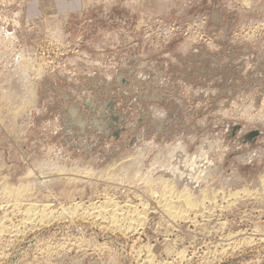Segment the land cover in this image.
I'll return each instance as SVG.
<instances>
[{
  "label": "rangeland",
  "instance_id": "obj_1",
  "mask_svg": "<svg viewBox=\"0 0 264 264\" xmlns=\"http://www.w3.org/2000/svg\"><path fill=\"white\" fill-rule=\"evenodd\" d=\"M82 1L0 0V264H264V0Z\"/></svg>",
  "mask_w": 264,
  "mask_h": 264
},
{
  "label": "bare ground",
  "instance_id": "obj_2",
  "mask_svg": "<svg viewBox=\"0 0 264 264\" xmlns=\"http://www.w3.org/2000/svg\"><path fill=\"white\" fill-rule=\"evenodd\" d=\"M119 164V163H118ZM173 171V170H172ZM263 178V177H262ZM260 179V181H261V185H262V190L264 189V178L263 179ZM116 179V178H115ZM189 180V179H188ZM0 181H2V180H0ZM9 181V180H8ZM155 181V180H154ZM190 181V180H189ZM164 182V181H163ZM50 183V182H49ZM110 183V182H109ZM115 183V182H114ZM172 183V182H171ZM161 184V183H160ZM154 185V184H153ZM260 185V186H261ZM3 186V185H2ZM2 186H1V189H2ZM24 186V185H23ZM23 186L22 187H20V188H23ZM28 186V185H27ZM198 186V185H197ZM157 187V186H156ZM174 187V186H173ZM25 188V187H24ZM31 188V187H30ZM162 190H163V193L165 194H168V195H166L164 198H163V200H162V202H160L159 204H161V205H159V207L161 208V210H162V213H163V218H164V222L165 221H167L166 223L167 224H172V225H176L175 224V221H176V219H178V218H182V219H189L190 221H192V222H196L197 221V218L198 217H200V218H204V217H207V216H209L210 214H211V212L212 211H214L215 209H217V208H219L220 206L218 205V204H216V200L215 199H217L216 198V196L215 195H210V196H208V195H206V194H201V195H199V196H193V194H191L190 193V191H189V189L188 188H186L185 186L184 187H182L181 188V190H180V192L178 193V192H174V191H172L173 189H172V186L170 185V183H167V181H166V183L164 182V185H162ZM149 189V188H148ZM154 189V188H153ZM175 189V188H174ZM17 190V189H16ZM16 190H14V189H12V188H10V191L8 190V188H6V187H4V193H7V194H10V195H12V196H10V200L11 201H13L14 202V205H18V204H16L18 201H19V197L18 196H16V194H21L20 193V191H22V190H25V189H18V191H16ZM20 190V191H19ZM155 190V189H154ZM187 190V191H186ZM189 191V192H188ZM217 191V190H216ZM264 191V190H263ZM1 192H2V190H1ZM23 192V191H22ZM29 192V191H28ZM213 192V191H212ZM242 192V191H241ZM244 192V191H243ZM14 193H16V194H14ZM202 193V192H201ZM239 193H240V190L239 189H224V190H219L218 191V193L217 194H219V196H220V199H221V202L222 201H229L230 200V198L231 199H233V197H236L237 195H239ZM23 194V193H22ZM155 194V193H154ZM157 194V193H156ZM216 194V193H215ZM241 194V193H240ZM5 195V194H4ZM153 195V194H152ZM20 196V195H19ZM109 196V195H108ZM143 196V195H142ZM153 196H155V195H153ZM164 196V195H163ZM6 197V196H5ZM217 197H218V195H217ZM263 197H264V195H263ZM136 198V197H135ZM142 199V198H141ZM243 199V198H242ZM6 200V199H5ZM109 200V199H108ZM107 200V201H108ZM159 201V200H158ZM112 202V201H111ZM147 202V201H146ZM19 203V202H18ZM103 203V202H102ZM163 203V204H162ZM11 204V203H10ZM36 204V203H35ZM107 204H109L108 206L110 207V209H108V211L110 210V213H114V214H116V216H115V218L117 217V215H118V217L120 216L122 219H123V221H125V226L123 227V230H125L124 231V233L126 232L127 233V231L129 232V233H132V232H137L138 230H139V225H141V224H143V223H145V221H147L148 220V215H147V212L145 211L146 209H145V207H146V205L145 206H143V208L142 209H140V210H138L137 209V207L135 206V205H132V204H124V205H122V206H120L119 204V206L118 205H116L115 203H111L110 204V202L109 203H107ZM148 204V203H147ZM45 205V204H44ZM111 205V206H110ZM140 205V204H139ZM138 205V206H139ZM141 205H143V204H141ZM19 206V205H18ZM37 206V205H36ZM90 206V205H89ZM102 206H104V205H102ZM106 206V205H105ZM158 206V205H157ZM43 207V206H42ZM46 207V206H45ZM44 207V208H45ZM96 207V206H95ZM98 207V206H97ZM96 207V208H97ZM99 207H101V206H99ZM223 207V206H222ZM46 208H48V207H46ZM84 208V207H83ZM105 208V207H104ZM139 208V207H138ZM159 208V209H160ZM1 209V208H0ZM26 209V216L28 217V218H26V219H29L30 220V217H34V215H36V214H34L33 213V211H36V208L35 207H33V205H29L28 207H26L25 208ZM80 209H81V207H80ZM99 209V208H98ZM97 209V210H98ZM11 210V209H10ZM20 210V209H19ZM94 209L92 208L91 209V212L93 211ZM118 210V212H116ZM12 211V210H11ZM31 211V212H30ZM46 210L44 209V210H42V212H44L45 214H47L48 215V213H52V211L50 210V211H48V213L47 212H45ZM54 211V210H53ZM81 211V210H80ZM83 211H84V209H83ZM98 211H100L99 213L101 214L102 212L103 213H106V211H107V208L106 209H103V207L102 208H100ZM216 211V210H215ZM18 212V211H17ZM30 212V213H29ZM62 212V211H61ZM96 211H94V212H92V214L93 213H95ZM8 213V212H7ZM59 213H60V211H59ZM66 213V212H65ZM34 214V215H33ZM40 214V213H39ZM38 214V215H39ZM42 214V213H41ZM53 214V213H52ZM55 214H56V212H55ZM67 214V213H66ZM65 214V215H66ZM70 214V213H69ZM73 214V213H72ZM71 214V215H72ZM87 214V213H86ZM33 215V216H32ZM37 215V216H38ZM58 215V214H57ZM84 215V214H83ZM96 215H97V212H96ZM103 216H107V215H104V214H102ZM102 215H100L101 217H102ZM108 215H109V213H108ZM113 215V214H112ZM111 215V216H112ZM190 215H193L192 217L190 216ZM5 216V215H4ZM2 217V220H3V218H5V217ZM44 216V215H43ZM51 216V215H50ZM73 216V215H72ZM215 216V215H214ZM49 217V216H48ZM69 217V216H68ZM78 217V216H77ZM95 217V216H94ZM100 217V218H101ZM109 217V216H108ZM159 217V216H158ZM39 218V217H38ZM42 218V215H41V217L39 218L40 220H42L41 219ZM50 218V217H49ZM73 218V217H72ZM98 218V217H97ZM107 218V217H106ZM112 218H114L113 216H112ZM8 219V218H7ZM23 219V218H22ZM33 220H34V218H32ZM36 219V218H35ZM38 219V220H39ZM45 219H47V218H45ZM54 219H56V218H54ZM96 219V218H95ZM107 219H109V218H107ZM166 219V220H165ZM37 220V221H38ZM114 220V223H115V219H113ZM8 221V220H7ZM43 221V220H42ZM42 221H40V222H42ZM45 221V220H44ZM105 221V220H104ZM110 221H112L111 219H110ZM118 221V220H117ZM120 221H122V220H120ZM181 221V220H180ZM185 221V220H184ZM23 222V221H22ZM99 222V221H98ZM198 222V221H197ZM121 223V222H120ZM103 225V224H102ZM109 225V224H108ZM110 225H113V222H112V224H110ZM119 225V224H118ZM118 225H117V227H118ZM120 225H122V224H120ZM180 225V224H179ZM139 226V227H138ZM141 226H143V225H141ZM224 226V225H223ZM12 227V226H11ZM25 227V226H24ZM112 228H115V227H113V226H111ZM21 228V227H20ZM26 228V227H25ZM221 228V227H220ZM19 229V228H18ZM13 230V229H12ZM20 230V229H19ZM19 230H18V232H19ZM118 230H119V228H118ZM21 231V230H20ZM9 233L10 232V228H9V226L8 225H6L4 222L2 223L1 222V225H0V239H1V237H2V235L4 234V233ZM121 232H123L122 230H121ZM12 233V232H11ZM129 233H127V234H129ZM165 234V233H164ZM12 236V235H11ZM80 236V235H79ZM139 236V235H138ZM12 237H14V236H12ZM231 238V237H230ZM182 240V239H181ZM228 240H229V238H228ZM139 241V240H138ZM84 242V241H83ZM229 242V241H228ZM149 243V242H148ZM221 243V242H220ZM228 244V243H227ZM79 245V244H78ZM170 246V245H169ZM13 247V246H12ZM147 247V246H146ZM185 247V246H184ZM8 248V247H7ZM145 248V247H144ZM99 249V248H98ZM103 250V249H102ZM172 252V251H171ZM177 252V251H176ZM182 252V251H181ZM151 253V252H150ZM168 253V252H167ZM177 255V254H176ZM7 256V255H6ZM179 256V255H178ZM184 256V255H183ZM150 259V258H149ZM150 262V261H149ZM164 262V261H163Z\"/></svg>",
  "mask_w": 264,
  "mask_h": 264
},
{
  "label": "crops",
  "instance_id": "obj_3",
  "mask_svg": "<svg viewBox=\"0 0 264 264\" xmlns=\"http://www.w3.org/2000/svg\"><path fill=\"white\" fill-rule=\"evenodd\" d=\"M73 1H74V2H77V3L80 2L81 4L84 2V1H82V0H76V1L73 0Z\"/></svg>",
  "mask_w": 264,
  "mask_h": 264
}]
</instances>
